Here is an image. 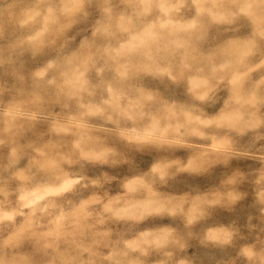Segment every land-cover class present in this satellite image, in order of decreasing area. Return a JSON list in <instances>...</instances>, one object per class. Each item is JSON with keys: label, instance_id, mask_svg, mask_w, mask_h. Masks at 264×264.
Listing matches in <instances>:
<instances>
[{"label": "clouds", "instance_id": "obj_1", "mask_svg": "<svg viewBox=\"0 0 264 264\" xmlns=\"http://www.w3.org/2000/svg\"><path fill=\"white\" fill-rule=\"evenodd\" d=\"M0 264H264V0H0Z\"/></svg>", "mask_w": 264, "mask_h": 264}]
</instances>
